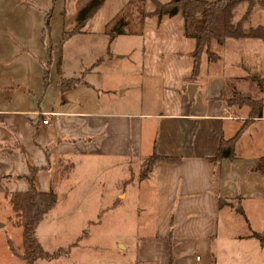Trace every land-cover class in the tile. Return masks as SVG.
I'll use <instances>...</instances> for the list:
<instances>
[{"label": "crops", "instance_id": "1", "mask_svg": "<svg viewBox=\"0 0 264 264\" xmlns=\"http://www.w3.org/2000/svg\"><path fill=\"white\" fill-rule=\"evenodd\" d=\"M109 1L80 33H105L106 24L97 31L101 25L91 21ZM116 8L120 35L109 36L105 56L61 90L58 105L26 107L25 86L15 93L16 81L4 83L11 92L0 95V179L12 181L11 191L23 190V175L37 168L35 188L56 194L38 225L55 227L61 220L70 236L62 256L109 247L112 264H264V242L251 236H264V174L249 170L264 155V103L252 118L247 105L226 103L236 93L264 98L260 63L245 62L260 56L264 42L211 41L214 58L201 52L193 73L195 42L184 36L179 12L157 19L150 0H118ZM257 24L264 27L246 23ZM117 39L124 41L110 50ZM61 78L69 79L59 77V87ZM79 87L110 94L77 101L70 94ZM39 112L51 113L48 124H41ZM240 128L233 157L211 159L220 141ZM152 154L175 160L155 161L141 177L142 161ZM218 199L226 203L219 206Z\"/></svg>", "mask_w": 264, "mask_h": 264}, {"label": "rangeland", "instance_id": "2", "mask_svg": "<svg viewBox=\"0 0 264 264\" xmlns=\"http://www.w3.org/2000/svg\"><path fill=\"white\" fill-rule=\"evenodd\" d=\"M86 1L0 0L1 96H6V93L11 92L4 89V83L11 80L19 84L14 88L15 93L25 86L26 89L21 92L20 96L23 98L22 103L26 107L36 108L38 105L41 108H49L52 105L56 106L62 102L61 88L56 82L59 77L78 78L95 60L105 56L104 50L107 47V40L110 39L112 25L116 22L114 15L118 0L104 3L105 6L101 12L91 21V23L101 25L97 31H100L106 24L104 34L80 33L82 28L79 29V33H70L67 36L65 34V32L73 31L75 9H78ZM244 8L245 3L236 6L232 21L239 18ZM129 12L130 8L127 7L122 14L126 16ZM45 16H48L47 27L44 23ZM246 23H264V7H253ZM121 27L122 25L117 23V28ZM121 41L124 40H115L110 45V50L114 49L115 43ZM262 45L260 56L254 61L246 60L245 62L250 65L260 63L258 68L264 71V44ZM44 80L47 83L44 84ZM85 80L93 84L94 75L88 74ZM255 85L260 86L257 79H255ZM85 89L76 88L70 95L77 101L92 103V101L100 97L104 99L110 94V91L104 88L95 91L91 88ZM240 95L253 100L249 92ZM226 98L231 99L232 95ZM253 101L263 105L264 98ZM0 183L3 190L11 191L12 181L10 179L3 176ZM16 220L7 196L4 192L0 193V264H23L19 258L21 230L16 224ZM60 223L61 220L59 219L55 227L46 224V222L36 227L35 236L44 251L50 253L58 248L64 250L67 246L70 236L60 229ZM107 228L101 227L99 231L107 234ZM103 238L107 245L111 243L109 236L106 235ZM62 255L60 254L58 259H55L56 257L48 260L39 258L35 260L34 264H112L115 259V254L109 247L94 250L86 247L81 253L78 249H74L70 254Z\"/></svg>", "mask_w": 264, "mask_h": 264}, {"label": "trees", "instance_id": "3", "mask_svg": "<svg viewBox=\"0 0 264 264\" xmlns=\"http://www.w3.org/2000/svg\"><path fill=\"white\" fill-rule=\"evenodd\" d=\"M104 0H87L75 13L73 31L65 32L66 36L70 33H79L84 23L94 14L101 6ZM154 6L152 15L159 19L162 15L171 16L175 13L180 14L183 22V34L190 37L195 42L194 50L191 54L193 58L192 72L195 73L198 64V57L201 52H205L210 59L214 58L213 53L208 49L211 41L218 44L224 42L226 38L241 39L255 38L264 42V27L260 24L250 26L246 25L248 17L253 7H264V0H168L165 3H160L156 0H150ZM240 3H245V8L242 14L236 21H232L233 11ZM47 27V16L44 19ZM117 23H122L118 19L112 26L110 36L121 32L117 28ZM59 60L57 61V67ZM45 78V76H44ZM77 81V78L62 79L59 82L61 90H65ZM69 82V83H68ZM232 99V100H231ZM231 99H226L227 105L249 107V117H259L261 114L262 105L256 104L255 101L248 97H241L239 93L232 95ZM228 140H221L219 146L211 159L232 158V145L239 131ZM19 152L22 153L26 160L27 156L24 150L18 146ZM172 161L174 158H165L157 155H150L142 161L140 176L146 175L151 165L155 161ZM37 168L29 166L28 174L23 175L26 182V188L23 190L4 191L7 196L11 211L17 219V225L21 230V253L19 258L23 264H34L36 259H51L58 257L60 254H66L69 247L58 248L53 252H46L40 246L36 236L35 229L56 202V194L50 187L47 191H38L33 182V177ZM250 171L264 174V155L259 157L249 168ZM226 201L218 199V205L221 206ZM235 211L242 214L241 209L237 206ZM251 236L264 242V236L257 232H252Z\"/></svg>", "mask_w": 264, "mask_h": 264}, {"label": "built area", "instance_id": "4", "mask_svg": "<svg viewBox=\"0 0 264 264\" xmlns=\"http://www.w3.org/2000/svg\"><path fill=\"white\" fill-rule=\"evenodd\" d=\"M38 115L41 116V118H40L41 124H43V125L48 124L49 116L51 115L50 112H39ZM227 117L230 118L231 116L228 115Z\"/></svg>", "mask_w": 264, "mask_h": 264}, {"label": "water", "instance_id": "5", "mask_svg": "<svg viewBox=\"0 0 264 264\" xmlns=\"http://www.w3.org/2000/svg\"><path fill=\"white\" fill-rule=\"evenodd\" d=\"M193 88H194V85H190V86H189V89H190V90L188 91L189 94L192 92Z\"/></svg>", "mask_w": 264, "mask_h": 264}]
</instances>
